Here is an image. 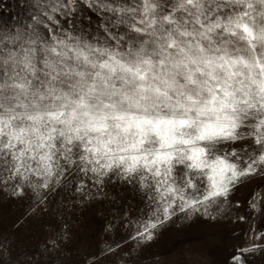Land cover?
I'll list each match as a JSON object with an SVG mask.
<instances>
[{
	"label": "snow or ice",
	"instance_id": "1",
	"mask_svg": "<svg viewBox=\"0 0 264 264\" xmlns=\"http://www.w3.org/2000/svg\"><path fill=\"white\" fill-rule=\"evenodd\" d=\"M256 177L264 0H0V192L60 222L11 264H77L88 206L143 250L173 218L219 222ZM247 203L237 221L264 214ZM231 264H264V239Z\"/></svg>",
	"mask_w": 264,
	"mask_h": 264
},
{
	"label": "rangeland",
	"instance_id": "2",
	"mask_svg": "<svg viewBox=\"0 0 264 264\" xmlns=\"http://www.w3.org/2000/svg\"><path fill=\"white\" fill-rule=\"evenodd\" d=\"M261 180L256 177L238 187L231 199L239 201L240 207L219 222L204 224L199 220L193 223L194 218H173L143 250L128 238L131 227L105 231L106 216L99 215L91 206L85 207L79 219L87 240L77 247L73 259L77 264H122L121 258L129 256L144 264H231V255L238 247L253 239H264V214L254 212L245 221L235 218L237 213L248 215L247 201L253 190L258 205L264 207ZM41 221H55L54 227L59 225L55 203L45 211L36 207L30 196L16 198L0 192V264L22 258L25 251L34 249L45 238L38 227Z\"/></svg>",
	"mask_w": 264,
	"mask_h": 264
}]
</instances>
